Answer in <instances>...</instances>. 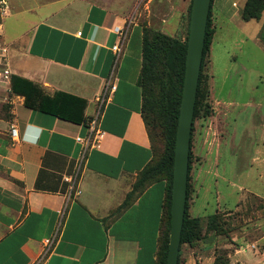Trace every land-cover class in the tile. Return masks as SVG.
<instances>
[{
  "label": "crops",
  "instance_id": "1",
  "mask_svg": "<svg viewBox=\"0 0 264 264\" xmlns=\"http://www.w3.org/2000/svg\"><path fill=\"white\" fill-rule=\"evenodd\" d=\"M6 2L0 21V264H156L166 181L150 184L118 211L153 158L142 115V29H130L116 61V28L126 23L120 6ZM212 8L214 18L228 13L225 0H213ZM13 76L49 96L65 92L84 99V121L26 105L25 96L12 91ZM95 115L98 132L89 125ZM207 154L198 153L191 169V208L205 171L211 172L204 166ZM261 225L257 237L251 238L253 231L232 234L230 258L264 264ZM56 231L54 248L41 261L44 239ZM183 258L182 264H203L200 253Z\"/></svg>",
  "mask_w": 264,
  "mask_h": 264
},
{
  "label": "rangeland",
  "instance_id": "2",
  "mask_svg": "<svg viewBox=\"0 0 264 264\" xmlns=\"http://www.w3.org/2000/svg\"><path fill=\"white\" fill-rule=\"evenodd\" d=\"M95 1L120 6L126 22L131 21L130 29L138 25L142 34L151 29L182 41L189 36L192 0ZM244 3L225 0L228 13L214 18L213 8L211 12L214 34L204 57V89L194 121L191 163L193 167L200 161L198 153H209L204 166L211 172L205 171L193 208L189 198V213L202 217V231L193 245L181 244L180 264L188 252L200 253L203 264H213L218 255L239 264L230 258L233 246L227 244L232 234L253 231L251 238L257 237L256 227L264 223V10L259 19L245 21L241 16ZM206 108L208 117L204 116ZM151 134L158 158L165 150L166 133L157 128ZM214 213L221 224L218 231L207 230L208 216Z\"/></svg>",
  "mask_w": 264,
  "mask_h": 264
},
{
  "label": "trees",
  "instance_id": "3",
  "mask_svg": "<svg viewBox=\"0 0 264 264\" xmlns=\"http://www.w3.org/2000/svg\"><path fill=\"white\" fill-rule=\"evenodd\" d=\"M212 2L213 0L211 1L207 23L205 47L194 110L187 202L181 235V244L189 243L190 245H193L194 242L199 240L202 231V217L192 216L189 213V198L191 192L190 173L192 169V138L194 121L199 111L204 89V57L210 48L214 34V29L211 27ZM191 4L189 6V10H191ZM263 10L264 0H245L241 11L242 19L245 21L259 19ZM187 40L188 34L185 40L182 41L176 37L163 33L162 31L151 29H144L142 34V115L150 137L153 158L138 174L132 190L128 193L126 200L118 208V211L128 205L136 194H139L150 184L160 180L166 181L164 218L159 236L156 264H166L167 261L174 169V149L185 74ZM11 88L14 93L24 95L25 104L30 107L37 108L45 113H49L76 123L83 122L85 119V100L80 97H76L65 92H57L53 96L46 95L38 85L19 76H13L11 78ZM204 116H209L208 108L205 109ZM157 128L166 133L165 150L158 158H156L151 134V130L153 131ZM217 218L218 215L216 213L208 216L207 230L218 231L221 224L218 223ZM180 255L181 254L179 253L178 264H180ZM213 264H230V260L229 258L223 259L222 255H218L215 257Z\"/></svg>",
  "mask_w": 264,
  "mask_h": 264
},
{
  "label": "water",
  "instance_id": "4",
  "mask_svg": "<svg viewBox=\"0 0 264 264\" xmlns=\"http://www.w3.org/2000/svg\"><path fill=\"white\" fill-rule=\"evenodd\" d=\"M212 0H192L185 74L174 149L170 232L166 264H178L187 202L191 134Z\"/></svg>",
  "mask_w": 264,
  "mask_h": 264
},
{
  "label": "built area",
  "instance_id": "5",
  "mask_svg": "<svg viewBox=\"0 0 264 264\" xmlns=\"http://www.w3.org/2000/svg\"><path fill=\"white\" fill-rule=\"evenodd\" d=\"M0 6H1L0 7L1 13L5 12V10L7 8L6 0H0ZM130 23H131V21L129 23L126 22L124 26H122V27L120 26V27L116 28V33L119 35V40H118L117 44H115L113 46L116 61L119 60V58L123 52V49L125 47L126 40H127L129 31H130ZM5 74H8V71H5ZM108 89L110 91H113L115 89V85L113 83L109 84ZM97 123H98V115H95L89 121L91 131L98 132L97 131ZM11 134L13 137L17 134V128L15 126H12ZM78 139L80 140V138H78ZM77 193H80L79 190L77 191ZM57 235H58V231H56V233L53 236L44 239L43 249H42V252L40 255L41 261H45L48 258V256L51 254V252L54 248L55 242H56Z\"/></svg>",
  "mask_w": 264,
  "mask_h": 264
},
{
  "label": "clouds",
  "instance_id": "6",
  "mask_svg": "<svg viewBox=\"0 0 264 264\" xmlns=\"http://www.w3.org/2000/svg\"><path fill=\"white\" fill-rule=\"evenodd\" d=\"M31 127V126H30ZM26 142H30V143H36V141H37V138H29V137H27L26 136Z\"/></svg>",
  "mask_w": 264,
  "mask_h": 264
}]
</instances>
